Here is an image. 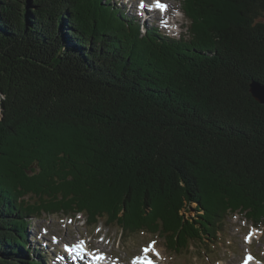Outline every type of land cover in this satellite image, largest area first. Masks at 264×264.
<instances>
[{
	"label": "trees",
	"instance_id": "1",
	"mask_svg": "<svg viewBox=\"0 0 264 264\" xmlns=\"http://www.w3.org/2000/svg\"><path fill=\"white\" fill-rule=\"evenodd\" d=\"M118 4L0 0V264H50V216L177 254L264 227V0H180L179 38Z\"/></svg>",
	"mask_w": 264,
	"mask_h": 264
},
{
	"label": "rangeland",
	"instance_id": "2",
	"mask_svg": "<svg viewBox=\"0 0 264 264\" xmlns=\"http://www.w3.org/2000/svg\"><path fill=\"white\" fill-rule=\"evenodd\" d=\"M138 1L118 0L117 2L130 16L143 18L138 15L141 10L140 6L137 7ZM149 1L154 6V0ZM164 1L169 4L168 15L161 16L157 12L150 13L146 8L150 17L146 18V21L138 19L143 31L154 26L159 30L164 28L160 32L170 37L179 38L186 35L189 22L182 12L180 0ZM196 208L197 205H192L191 209H187L182 214L186 219H198ZM28 228L31 249H34L35 246L40 249L46 247L48 250L45 252H48L47 254L51 258L50 264H62L57 259L60 251L63 252L65 246L76 245L81 239L91 245L93 253H104L110 258L119 260L121 264H134L138 258L144 255V257L149 256L154 259L157 264H244L245 255L248 252L254 253L264 262V227L261 229L252 227L240 215L228 218L224 231L218 234V239L213 241L214 244L208 242V249L204 245H192L190 251L184 254L170 252L165 246L164 239L153 237L145 232L122 237L117 228H106L102 223L95 229L90 228L81 216L76 220L50 216L31 223ZM246 236H252V241L245 242ZM146 247L150 249L147 253L143 252ZM156 253L159 255L157 256ZM35 256L38 257V254ZM151 259L149 260L152 261ZM117 260L113 264H117Z\"/></svg>",
	"mask_w": 264,
	"mask_h": 264
},
{
	"label": "water",
	"instance_id": "3",
	"mask_svg": "<svg viewBox=\"0 0 264 264\" xmlns=\"http://www.w3.org/2000/svg\"><path fill=\"white\" fill-rule=\"evenodd\" d=\"M250 92L257 102L264 105V84L253 81L250 85Z\"/></svg>",
	"mask_w": 264,
	"mask_h": 264
},
{
	"label": "snow or ice",
	"instance_id": "4",
	"mask_svg": "<svg viewBox=\"0 0 264 264\" xmlns=\"http://www.w3.org/2000/svg\"><path fill=\"white\" fill-rule=\"evenodd\" d=\"M140 6H141V7H144V5H143V4H141ZM156 7H157V8H160L161 10H163V9L165 8V5H163V4H160V3L158 2V0H157ZM250 239H251V237H250V236H246V237H245V242H248V241H250ZM149 251H150V249H149L148 247H146V248L143 250V252H145V253H147V252H149ZM156 255L158 256V255H159V253H156ZM247 259L250 261V260L252 259V257H251V256H249ZM245 264H247V261L245 262Z\"/></svg>",
	"mask_w": 264,
	"mask_h": 264
},
{
	"label": "bare ground",
	"instance_id": "5",
	"mask_svg": "<svg viewBox=\"0 0 264 264\" xmlns=\"http://www.w3.org/2000/svg\"><path fill=\"white\" fill-rule=\"evenodd\" d=\"M135 3V2H134ZM137 5H139V1L137 2ZM76 246H74L73 248H71V249H74ZM97 256V255H96ZM95 257V256H94ZM47 258V257H46ZM95 259H96V257H95ZM144 260L146 261V262H148V261H150L149 260V258H147V257H144ZM146 262H143V263H146ZM256 263H259L258 261H256V262H254V263H251V264H256ZM136 264H142V263H140V262H138V263H136Z\"/></svg>",
	"mask_w": 264,
	"mask_h": 264
}]
</instances>
